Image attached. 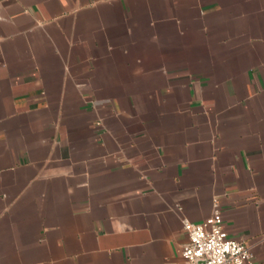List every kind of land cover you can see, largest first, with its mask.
Returning a JSON list of instances; mask_svg holds the SVG:
<instances>
[{"label":"crops","instance_id":"crops-1","mask_svg":"<svg viewBox=\"0 0 264 264\" xmlns=\"http://www.w3.org/2000/svg\"><path fill=\"white\" fill-rule=\"evenodd\" d=\"M214 198L264 264V0H0V264H183Z\"/></svg>","mask_w":264,"mask_h":264},{"label":"built area","instance_id":"built-area-1","mask_svg":"<svg viewBox=\"0 0 264 264\" xmlns=\"http://www.w3.org/2000/svg\"><path fill=\"white\" fill-rule=\"evenodd\" d=\"M188 240L183 245V264H253L247 242L231 237L225 229L217 198L210 216L202 222L183 219Z\"/></svg>","mask_w":264,"mask_h":264}]
</instances>
